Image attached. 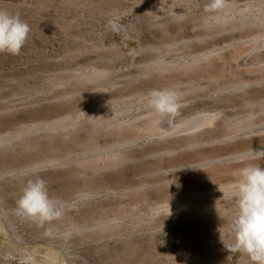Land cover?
<instances>
[{
	"label": "bare ground",
	"instance_id": "1",
	"mask_svg": "<svg viewBox=\"0 0 264 264\" xmlns=\"http://www.w3.org/2000/svg\"><path fill=\"white\" fill-rule=\"evenodd\" d=\"M187 2L193 0H175L170 11L148 6L149 23L156 25L167 15L179 17L176 7ZM201 27L206 35L188 41L189 45L226 32L237 34L238 40L214 44L200 52L188 51L174 59L163 54L177 53L178 43L151 46L152 57L144 61L133 57L123 75L93 68L73 77L65 82V96H96L98 104L79 103L51 122L35 120L0 132V151L28 158L24 165L10 164L0 173L9 178L10 185L21 186L25 173L62 167L84 182L75 193L93 196L99 191L114 198L116 206L109 209L110 214L97 218L94 213L105 210L97 204L86 209L90 222L72 220L64 209L62 217L55 221L66 224V230L71 232L118 233L122 215L139 214L145 205H150L146 196L138 195L146 186L123 188L103 180L107 173L129 162L151 158L173 172L170 188L181 202L174 207L173 223L204 213L221 216L238 211L236 206L224 208L222 200L232 197L231 186L240 178L239 169L248 164L264 167V159L241 160L252 156L253 151H264V0H228L223 11L204 15ZM142 80H148L151 88L133 92L131 88ZM162 89L181 93L180 115L171 125L166 120L158 123L161 117L146 106L148 93ZM133 103L141 104L142 109L124 114L134 109ZM6 187L0 182V225L11 234L14 226L3 191ZM13 238L21 245L17 237ZM49 245L34 248L26 259L42 264L68 263L59 250ZM11 254L15 256L13 250ZM8 261L3 257L0 264Z\"/></svg>",
	"mask_w": 264,
	"mask_h": 264
},
{
	"label": "rangeland",
	"instance_id": "2",
	"mask_svg": "<svg viewBox=\"0 0 264 264\" xmlns=\"http://www.w3.org/2000/svg\"><path fill=\"white\" fill-rule=\"evenodd\" d=\"M174 1L0 0V9L19 15L31 29L19 55L0 53V132L35 120L51 122L79 103L93 101L98 104L96 96L88 99L65 96V82L93 68L105 69L118 76L131 67L129 61L133 57L142 61L150 59L151 46L178 43L177 53L163 54L174 59L188 51L200 52L214 44L238 40L237 34L226 32L203 43L188 44L197 36L206 35L201 21L209 13L205 6L210 0L183 3L176 7L179 17L167 15L156 25L149 23L148 6L170 11ZM109 20L120 25L119 32L108 26ZM150 88L149 81L142 80L131 90L148 91ZM132 105L134 109L126 110L124 114L142 109L139 103ZM27 160L2 150L0 172L10 164L22 166ZM0 175L3 176L0 182L7 185L3 191L10 203L11 225L14 226V231L7 234L0 225V260L8 259L6 264H20L34 248L45 249L49 244L67 259L66 264H253L247 255L231 253L221 241V237L226 244L234 240L231 224L237 211L224 212L221 216L204 213L192 220L172 222L174 207L181 204L170 188L173 172L159 166L155 159L129 162L105 175L103 182L113 186L137 189L146 186L138 195L146 196L150 202L139 214L122 215L120 231L108 235L71 232L66 230V224L55 220L43 226L33 225L15 214L16 201L23 188L28 180L37 176L46 181L49 196L63 203L72 220L92 221L86 209L96 204L105 209L94 213L97 218L110 214L109 209L116 206L114 198L99 191L93 196L75 193L84 182L68 170L58 167L25 173L21 186L10 185L9 178L3 173ZM222 202L224 208L238 207L234 197L224 198ZM169 205L172 214L167 217ZM134 225L136 228L133 229ZM49 230L51 234L46 235ZM64 235L66 238L62 239ZM13 237H17L21 245L13 242Z\"/></svg>",
	"mask_w": 264,
	"mask_h": 264
},
{
	"label": "clouds",
	"instance_id": "3",
	"mask_svg": "<svg viewBox=\"0 0 264 264\" xmlns=\"http://www.w3.org/2000/svg\"><path fill=\"white\" fill-rule=\"evenodd\" d=\"M227 6L228 0H210L205 11L220 12ZM108 26L115 32L120 31V25L114 20H109ZM30 31L28 23L22 21L19 15L0 9V53L19 55ZM146 106L152 109L154 115L161 117L158 123L166 120L171 125L180 115L181 93L175 89L152 90L146 97ZM244 159H264V151H253L252 156L241 157V160ZM33 171L37 172L38 169ZM238 175L240 178L231 186L230 192L238 203V211L231 224L234 240L226 244L221 237V241L231 253L245 254L253 264H264V167L248 164L239 169ZM63 210V203L49 196L46 181L37 176L28 180L23 188L22 195L16 201L15 214L43 226L60 219ZM171 214L169 205L167 217ZM47 234H51V231ZM20 264L33 262L26 259Z\"/></svg>",
	"mask_w": 264,
	"mask_h": 264
}]
</instances>
